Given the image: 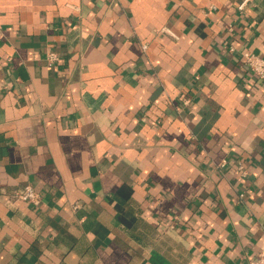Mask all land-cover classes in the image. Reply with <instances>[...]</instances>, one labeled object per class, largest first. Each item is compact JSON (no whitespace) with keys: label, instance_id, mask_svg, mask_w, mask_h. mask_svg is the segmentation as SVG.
Listing matches in <instances>:
<instances>
[{"label":"crops","instance_id":"crops-1","mask_svg":"<svg viewBox=\"0 0 264 264\" xmlns=\"http://www.w3.org/2000/svg\"><path fill=\"white\" fill-rule=\"evenodd\" d=\"M242 2L0 0V264L257 258L264 0Z\"/></svg>","mask_w":264,"mask_h":264},{"label":"built area","instance_id":"built-area-1","mask_svg":"<svg viewBox=\"0 0 264 264\" xmlns=\"http://www.w3.org/2000/svg\"><path fill=\"white\" fill-rule=\"evenodd\" d=\"M249 0H243V2L239 5V9L243 10L248 4ZM230 52L235 51L234 46L229 47ZM243 62L249 71L259 79L264 80V58L260 57L251 52H243L242 53ZM59 58L56 54L51 53L48 56L49 64H55L58 62ZM16 201H22L26 203H30L33 205H40L41 196L38 194L31 186H27L23 192L18 193L14 196ZM250 264H264V243L261 246L260 252L255 260H253Z\"/></svg>","mask_w":264,"mask_h":264}]
</instances>
